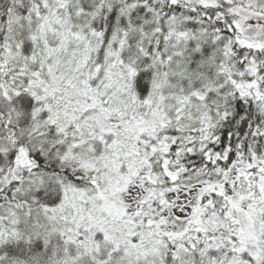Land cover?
I'll list each match as a JSON object with an SVG mask.
<instances>
[{
    "label": "snow or ice",
    "instance_id": "snow-or-ice-1",
    "mask_svg": "<svg viewBox=\"0 0 264 264\" xmlns=\"http://www.w3.org/2000/svg\"><path fill=\"white\" fill-rule=\"evenodd\" d=\"M0 264H264V0H0Z\"/></svg>",
    "mask_w": 264,
    "mask_h": 264
}]
</instances>
